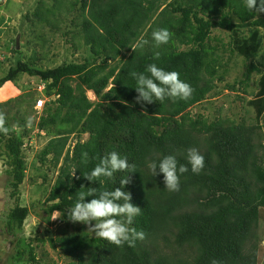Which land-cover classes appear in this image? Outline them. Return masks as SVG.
<instances>
[{"label": "trees", "instance_id": "trees-1", "mask_svg": "<svg viewBox=\"0 0 264 264\" xmlns=\"http://www.w3.org/2000/svg\"><path fill=\"white\" fill-rule=\"evenodd\" d=\"M73 10L80 13L70 24L80 29L61 35H72L75 49L73 40L83 42L91 58L44 67L41 57L33 53L29 61L17 59L7 69L0 89L21 75L37 77L46 85L50 100L38 130L55 128L56 132L37 159L41 167L48 165L51 170L61 163L43 202L48 223L55 224V213L60 224L69 219L66 209L75 203L76 192L121 186L122 173L105 179L103 185L83 175L99 158L117 151L135 168L124 190L142 208L131 227L142 230L145 238L134 247H117L96 238L85 223L73 229L66 223L59 228L60 235L47 230L45 238H19L15 263L45 264L48 253L39 254L38 248L50 243L68 260L66 264H260L256 231L264 221V134L259 122L264 115V94L249 102L255 108L256 123L228 116L209 120L203 114L193 115L191 108L215 94L217 85L226 80L225 53L245 60L242 78L225 89L247 93L253 76L260 75L264 92V13L248 11L243 0H40L31 21L33 25L42 21L57 34ZM160 28L169 30L170 41L153 48L152 32ZM214 29L227 32L229 40L212 36ZM141 38L149 43L135 52L131 46ZM14 51L20 52L16 47ZM151 63L178 72L192 87L190 98L138 102L131 73L143 72ZM88 91L95 100L88 97ZM24 119L6 120L9 134H0L15 198L7 211L10 235L24 228L35 207L20 202L32 138ZM71 135L74 144H68ZM189 148L205 157L204 169L193 173L189 165V171L180 176L179 190L169 191L163 174L152 176L146 161L175 155L179 163H187ZM85 152L86 165L81 162ZM75 168L79 179L67 176Z\"/></svg>", "mask_w": 264, "mask_h": 264}, {"label": "rangeland", "instance_id": "rangeland-1", "mask_svg": "<svg viewBox=\"0 0 264 264\" xmlns=\"http://www.w3.org/2000/svg\"><path fill=\"white\" fill-rule=\"evenodd\" d=\"M39 1L4 0L0 3V31L2 32L0 34V78L10 66L15 64L17 59L21 58L24 61H29L33 53L37 54V57H41L40 66L44 67H56L71 61L83 62L85 58H91L90 49L84 47L83 42L80 43L77 39L73 40L77 46L75 49L74 44L71 42L72 35H67L68 41L66 36L62 37L61 35L62 32L66 33L69 30L78 31L80 29L70 24V19H77L76 15L80 11L73 10L71 13H67V22L61 24V31L54 34L49 31V27L42 21L38 25L37 23L33 25L31 21V14L35 11ZM44 1L47 2L48 0ZM67 1L70 2L71 0ZM49 2L53 3V0H49ZM80 6L81 4L77 7L80 8ZM81 19L82 17L79 16V20ZM43 35L46 36L49 42L45 41ZM212 36H217L225 41L229 40V34L219 29H214ZM15 47L20 52H15ZM223 58L229 64L226 80L217 85L215 94L213 92L204 101L192 107V114H203L209 120L219 116H228L238 121L245 118L248 123H256V111L249 102L264 94L261 90L260 75L253 76L247 93L241 91L231 92L225 89V86L242 78L245 70V60L243 56L229 55L228 53H225ZM87 94L91 100H95L96 97L93 92L88 91ZM237 96H240L241 99H237ZM40 99L48 102L50 97L47 96L46 85L37 77L21 75L14 82L8 83L0 89V113L4 114L7 121L12 122L15 117L18 118V122L21 121L22 117L31 116L32 118V124L28 127L32 130V138L26 151V178L21 185L20 202L22 205L29 207L35 205L32 208L34 211L26 219L24 228L17 235L8 234L6 232L7 211L15 204V198L11 195L13 189L11 187L12 177L9 174L10 169L7 164L8 159L4 155V148L0 145V264H16L15 253L19 238L26 240H35L37 237L45 238L48 234L47 230H54L53 236H56L57 234L60 235L59 228L66 223H68L70 229L82 223L78 222L77 224V222L74 223L68 219L60 224L58 213H55L52 217V220H58L57 222L54 221L55 224H49L44 218L43 202L49 195L61 163L56 169L51 170L48 165L41 167L37 159L39 152L54 137L56 132L55 128L41 132L38 130L39 118L45 106L44 103L42 108H37ZM24 120L26 121V119ZM259 122L262 126L261 131L264 134V115L261 116ZM73 136H70L68 144L71 142L74 144ZM87 137V134L83 136L84 139ZM86 226L88 229L91 227L88 224ZM89 231L94 235L91 229ZM256 233L260 264H264L263 220L260 222ZM35 242L39 244V242ZM43 251L48 253L45 264L53 261L58 264H66L68 261L58 251L52 249L50 243H47L43 248L39 246L38 253L41 254Z\"/></svg>", "mask_w": 264, "mask_h": 264}, {"label": "clouds", "instance_id": "clouds-1", "mask_svg": "<svg viewBox=\"0 0 264 264\" xmlns=\"http://www.w3.org/2000/svg\"><path fill=\"white\" fill-rule=\"evenodd\" d=\"M3 2V1H2ZM1 3V2H0ZM244 7L248 11L264 13V0H243ZM170 41V32L167 28H160L152 32V46L159 48ZM148 40L139 39L131 47L135 50L144 49ZM158 57L159 53H155ZM131 76L135 80V89L138 93L137 101L152 103L165 99L187 100L192 94L189 83L180 79L176 71H168L159 67L156 63L148 64L143 72L133 71ZM26 127L32 124L31 116L26 118ZM9 127L6 126V118L0 113V134L8 135ZM82 163L88 164V154H82ZM187 163H179L175 155H166L161 158L146 161V166L152 176L163 174L165 188L169 191H178L180 176L189 171V165L193 173H200L205 166V157L196 148H189L185 154ZM77 168L71 170L67 176L79 179L76 176ZM135 171L134 166L128 162L127 156H122L117 151H111L99 158V162L88 172H83L84 177L90 182H99L103 185L105 179L111 180L115 174H124L120 187L114 190H98L97 187H87V191L76 192V201L66 209L68 218L72 222H82L90 225L96 238L106 240L109 243L122 247L127 244L134 247L138 240L145 238L142 230H137L133 225L134 219L141 214L142 208L132 203V196L124 186L129 183L128 174ZM69 186H72L71 180ZM86 197H93L87 200ZM53 217V216H52ZM57 222L58 220H53ZM60 222V221H59ZM93 222H95L93 224ZM213 264H218L213 261Z\"/></svg>", "mask_w": 264, "mask_h": 264}, {"label": "built area", "instance_id": "built-area-1", "mask_svg": "<svg viewBox=\"0 0 264 264\" xmlns=\"http://www.w3.org/2000/svg\"><path fill=\"white\" fill-rule=\"evenodd\" d=\"M2 1H4V0H0V2H2ZM44 103H46L45 100L40 99L37 103V108H42L44 106Z\"/></svg>", "mask_w": 264, "mask_h": 264}]
</instances>
